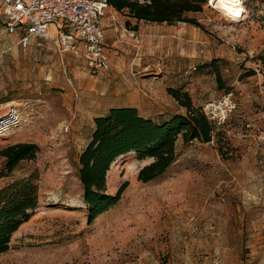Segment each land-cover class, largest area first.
Returning <instances> with one entry per match:
<instances>
[{"label": "rangeland", "instance_id": "374dc122", "mask_svg": "<svg viewBox=\"0 0 264 264\" xmlns=\"http://www.w3.org/2000/svg\"><path fill=\"white\" fill-rule=\"evenodd\" d=\"M2 1L0 119L9 120L0 125V174L7 147L39 151L1 177L0 190L34 177L39 202L0 264H264V0H242L239 22L215 0L188 14L195 23L137 21L111 6L103 20L111 69L97 75L82 53L53 42L22 47L3 27ZM171 90L215 123L212 141L180 136L176 161L148 183L138 174L151 159L120 157L106 194L123 188L121 199L91 221L78 170L95 119L123 107L156 122L186 115Z\"/></svg>", "mask_w": 264, "mask_h": 264}, {"label": "trees", "instance_id": "16d2710c", "mask_svg": "<svg viewBox=\"0 0 264 264\" xmlns=\"http://www.w3.org/2000/svg\"><path fill=\"white\" fill-rule=\"evenodd\" d=\"M119 12L137 21L150 23H195L188 14L201 12L207 0H109ZM130 22L128 21L127 24ZM264 63V58H263ZM222 83L219 68H215ZM187 109L186 115H174L156 122L140 115L136 108H112L95 119L91 141L79 157L78 178L83 186L84 202L90 209L89 218L97 217L115 206L117 195L106 194L107 177L112 165L122 156L135 153L140 160L151 159L138 174V180L148 183L163 175L176 161V144L181 136L185 143L213 139L215 123L193 106L188 93L171 90ZM39 151L34 143H18L4 149L6 173H11L24 160H32ZM1 173L0 178L7 176ZM39 202V187L31 177L15 181L0 190V254L10 249L11 239L20 226L29 221Z\"/></svg>", "mask_w": 264, "mask_h": 264}, {"label": "built area", "instance_id": "2783aa9c", "mask_svg": "<svg viewBox=\"0 0 264 264\" xmlns=\"http://www.w3.org/2000/svg\"><path fill=\"white\" fill-rule=\"evenodd\" d=\"M110 7L109 0H3L1 19L7 34H19L22 47L35 38L53 42L61 52L82 53L97 75L111 69L103 24ZM231 111L229 106L214 121L221 123Z\"/></svg>", "mask_w": 264, "mask_h": 264}, {"label": "bare ground", "instance_id": "6f19581e", "mask_svg": "<svg viewBox=\"0 0 264 264\" xmlns=\"http://www.w3.org/2000/svg\"><path fill=\"white\" fill-rule=\"evenodd\" d=\"M217 3V6L223 11L226 16L229 17V19H232L233 21L239 22L243 20L244 17V9L242 6V0H240L239 3H236L235 0H215ZM15 115V114H14ZM11 115L10 117L12 122L16 118V116ZM6 118L5 120L0 119V125L8 123Z\"/></svg>", "mask_w": 264, "mask_h": 264}, {"label": "crops", "instance_id": "0c3cea01", "mask_svg": "<svg viewBox=\"0 0 264 264\" xmlns=\"http://www.w3.org/2000/svg\"><path fill=\"white\" fill-rule=\"evenodd\" d=\"M107 27V26H106ZM104 31H105V35H106V28H105V26H104ZM108 32V31H107Z\"/></svg>", "mask_w": 264, "mask_h": 264}, {"label": "clouds", "instance_id": "9594fccd", "mask_svg": "<svg viewBox=\"0 0 264 264\" xmlns=\"http://www.w3.org/2000/svg\"><path fill=\"white\" fill-rule=\"evenodd\" d=\"M235 2H236V3H239V2H240V0H235Z\"/></svg>", "mask_w": 264, "mask_h": 264}]
</instances>
